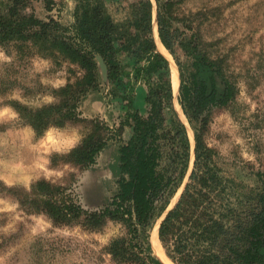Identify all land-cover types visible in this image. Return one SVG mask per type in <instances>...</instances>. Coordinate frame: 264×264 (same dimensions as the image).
<instances>
[{
	"label": "trees",
	"instance_id": "trees-1",
	"mask_svg": "<svg viewBox=\"0 0 264 264\" xmlns=\"http://www.w3.org/2000/svg\"><path fill=\"white\" fill-rule=\"evenodd\" d=\"M31 1L0 0V46L67 63L71 76L54 90L55 102L15 103L19 117L38 133L51 124L85 122L87 133L70 151L83 167L96 162L110 138L117 141L115 187L103 207L84 210L56 200L57 188L39 180L38 190L48 195L46 210L64 222L83 217L92 226L121 223L122 235L107 249L120 264H165L150 240L158 220V238L175 264H264V167L245 178L226 173L218 150L206 141L212 111L233 102L238 80L223 57L211 56L201 33L202 9L185 11V0H155L158 36L178 68L177 100L193 131L192 144L174 105L169 59L153 35V0L120 3L119 18L109 8L117 0H75L69 23L51 13L40 16ZM41 1L51 10L52 0ZM102 89L121 109L116 127L80 117V103Z\"/></svg>",
	"mask_w": 264,
	"mask_h": 264
},
{
	"label": "rangeland",
	"instance_id": "rangeland-1",
	"mask_svg": "<svg viewBox=\"0 0 264 264\" xmlns=\"http://www.w3.org/2000/svg\"><path fill=\"white\" fill-rule=\"evenodd\" d=\"M52 1L49 11L41 0H32L31 7L40 16L51 13L71 22L75 0ZM128 1L109 2L115 17L123 13L120 3ZM182 7L202 9L201 33L211 56L223 57L238 80L233 102L212 111L206 141L218 150L226 173L245 178L248 171L264 167V0H185ZM55 61L0 46V264H120L107 249L112 238L122 235L121 223L108 220L92 226L83 217L56 219L43 202L48 195L37 188L45 180L57 188L56 200L94 210L108 202L115 187L114 138L92 166L83 167L70 151L87 133L85 122L51 124L38 133L19 117L15 103L40 107L57 101L54 90L71 72L67 63ZM176 103L174 97L175 108ZM136 104L144 107L141 96ZM78 109L80 117H98L111 127L118 125L121 113L105 89L88 93ZM186 124L188 135L189 130L193 134ZM120 135L127 137L128 132Z\"/></svg>",
	"mask_w": 264,
	"mask_h": 264
},
{
	"label": "bare ground",
	"instance_id": "bare-ground-1",
	"mask_svg": "<svg viewBox=\"0 0 264 264\" xmlns=\"http://www.w3.org/2000/svg\"><path fill=\"white\" fill-rule=\"evenodd\" d=\"M152 29H153V35L156 41V45L159 51L163 52L165 54V56L169 59V61L171 62V81H172V88H173V94L174 97H176V93H177V87H178V74H177V69L175 64L172 61V57L170 56L168 50L162 45L161 41L159 40V37L157 35V30H156V20L153 17V22H152ZM176 108L180 111V116L182 117V119L185 121L184 119L185 116L183 115V113H181V108L179 107V105L176 103ZM189 136L190 139H192L193 134L191 132V130H189ZM150 240H151V244L154 245L157 249V253H155V255L157 257H159V259L164 262L165 264H174L173 262H171V260L167 257V255L165 254L162 245L159 241L158 238V232H157V225H154L153 229L151 230V234H150Z\"/></svg>",
	"mask_w": 264,
	"mask_h": 264
},
{
	"label": "water",
	"instance_id": "water-1",
	"mask_svg": "<svg viewBox=\"0 0 264 264\" xmlns=\"http://www.w3.org/2000/svg\"><path fill=\"white\" fill-rule=\"evenodd\" d=\"M154 4H155V7H154ZM153 7H154V15H153V17H154V19L156 20V3H155V0H153ZM156 30H157V20H156ZM157 35H158V31H157ZM159 37V36H158ZM159 40H160V38H159ZM163 53V52H162ZM164 54V53H163ZM97 58H98V60H99V64H100V69H101V72H102V75H103V78H104V80H107V67H106V64H105V62H104V60H103V58L100 56V55H97ZM175 64V63H174ZM175 66H176V64H175ZM176 69H177V74H178V87H177V93H176V100H177V94H178V89H179V73H178V68H177V66H176ZM186 126H187V124H186ZM193 142H194V139H193ZM192 158H193V149H192ZM191 166H192V160H191ZM179 193H180V190L178 191V195H179ZM178 195H177V197H178ZM177 197H176V199H177ZM175 199V200H176ZM158 223H159V220L157 221V223H156V225H157V232H158ZM160 241V240H159ZM152 245V244H151ZM152 249H153V252H154V254L155 253H157V249H156V247L154 246V245H152ZM159 258V257H158Z\"/></svg>",
	"mask_w": 264,
	"mask_h": 264
}]
</instances>
